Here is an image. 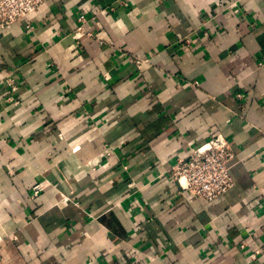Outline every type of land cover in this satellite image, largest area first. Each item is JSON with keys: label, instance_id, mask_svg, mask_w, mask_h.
Segmentation results:
<instances>
[{"label": "crops", "instance_id": "0c3cea01", "mask_svg": "<svg viewBox=\"0 0 264 264\" xmlns=\"http://www.w3.org/2000/svg\"><path fill=\"white\" fill-rule=\"evenodd\" d=\"M27 19L0 28V264H264V0H43ZM215 134L234 185L207 202L168 175Z\"/></svg>", "mask_w": 264, "mask_h": 264}, {"label": "built area", "instance_id": "2783aa9c", "mask_svg": "<svg viewBox=\"0 0 264 264\" xmlns=\"http://www.w3.org/2000/svg\"><path fill=\"white\" fill-rule=\"evenodd\" d=\"M42 3L43 0H0V28H5L18 20L25 21L27 29L31 28L27 18ZM76 32L88 34L81 26L77 27ZM145 62L146 58L140 56L134 58L138 69ZM1 83L7 85L10 93L18 88V81L13 72L7 73ZM6 101L13 104L18 102L12 96H8ZM233 158L231 142L222 134L211 135L187 155L176 157L170 166L168 177L179 185L181 191L210 202L224 195L234 185L231 175ZM32 190L33 194H37L42 190V186L37 183ZM256 253L258 249L251 253L250 257L254 259ZM2 259L0 244V263Z\"/></svg>", "mask_w": 264, "mask_h": 264}]
</instances>
